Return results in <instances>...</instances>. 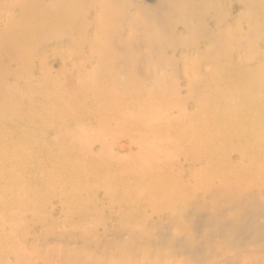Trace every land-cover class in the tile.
<instances>
[{"label":"bare ground","instance_id":"obj_1","mask_svg":"<svg viewBox=\"0 0 264 264\" xmlns=\"http://www.w3.org/2000/svg\"><path fill=\"white\" fill-rule=\"evenodd\" d=\"M216 187L264 241V0H0V264L154 256L147 220Z\"/></svg>","mask_w":264,"mask_h":264},{"label":"rangeland","instance_id":"obj_2","mask_svg":"<svg viewBox=\"0 0 264 264\" xmlns=\"http://www.w3.org/2000/svg\"><path fill=\"white\" fill-rule=\"evenodd\" d=\"M157 2L158 0H136V3L147 10L152 9ZM123 20L127 25L132 22L129 13L124 14ZM220 190L218 187L214 188L208 201L183 199L181 202H174L172 212L158 215V218L153 216V226L147 220L144 226L148 236L145 247L151 248L156 255L142 257L146 249L141 245L127 257H119L114 254L113 249H106L103 256L96 254V261L100 263L106 259L105 264H129L134 261L149 264H264V241L258 243L254 240L255 236L248 238L247 234L238 239L231 235L229 228L233 227V223L236 224L237 216H234L239 214L240 218L242 215L246 218V210L235 207L233 201L224 199ZM204 194L205 190L197 193L199 196ZM262 206L264 208L263 203ZM222 220H227L224 221V228L221 227ZM259 223L264 228V218H260ZM71 228L68 225L63 227L67 233L72 232ZM109 231L107 238L113 245L122 246L130 239L127 231ZM189 232L195 234V241L187 238L185 233ZM251 232L249 235H252ZM62 245L56 235L44 240V249L56 264H60L56 252ZM66 248L74 249V242H67Z\"/></svg>","mask_w":264,"mask_h":264}]
</instances>
